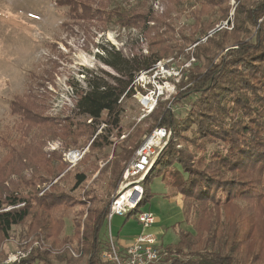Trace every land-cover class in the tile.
Returning <instances> with one entry per match:
<instances>
[{"label": "trees", "instance_id": "trees-1", "mask_svg": "<svg viewBox=\"0 0 264 264\" xmlns=\"http://www.w3.org/2000/svg\"><path fill=\"white\" fill-rule=\"evenodd\" d=\"M230 1L160 0L158 14L115 0H54L66 8L63 25L139 30L145 48L98 46L110 70L85 71L83 87L68 82L72 105L62 118L44 117L45 107L34 94L10 100L15 119L0 133L6 151L0 188L12 174L26 168L32 174L23 188L13 185L0 196V248L16 228L38 244L69 247L61 256L51 255L47 246L32 247L13 264H75L69 252L73 241L82 264H112L102 258L108 250L103 229L109 200L125 163L156 127L168 129L170 137L143 180L141 203L124 216H135L148 202L147 186L154 179L162 181L166 196H180L183 228L175 244L163 246L159 264H264V0H234L232 16ZM185 14L191 23L181 25ZM179 57L191 62L179 71L178 95L158 101L140 122L124 126L122 103L134 95V77ZM178 103L182 117L173 113ZM34 128L36 136L29 141ZM48 140L58 141L61 151L43 150ZM85 148L77 165L67 169L62 152ZM102 177L106 191L100 197L86 186ZM48 181L55 182L39 196ZM75 207L80 214L72 234L61 238L68 211Z\"/></svg>", "mask_w": 264, "mask_h": 264}, {"label": "rangeland", "instance_id": "rangeland-1", "mask_svg": "<svg viewBox=\"0 0 264 264\" xmlns=\"http://www.w3.org/2000/svg\"><path fill=\"white\" fill-rule=\"evenodd\" d=\"M115 1L117 4L128 8L141 5L140 7L152 9L158 14L163 11L160 0H144L143 2L142 0ZM236 5L237 3L234 0L230 1V6L232 7L230 16L233 15ZM65 11L66 8H60L54 0H0V133L14 125L15 117L10 114L9 103L16 95L34 94L40 98L45 107L44 117L62 118L64 108L72 105L70 94L73 88L68 85V82L77 83L83 87L85 71L103 70L109 72L110 69L102 63L101 58L105 56L98 46H103L107 49H110L111 46L114 48L123 46L124 48L126 47L124 51H128L127 45L138 43L143 46L142 48H145L144 37L139 30L118 28L113 25L102 29L95 24L80 23L65 26L63 25L64 21L67 20ZM179 22L181 25L191 23L186 14L181 17ZM143 53H146L145 49H143ZM160 62H162V67L153 70L151 73L152 77L155 78L157 84L166 78L174 86L175 82L170 80L174 78L173 73L181 71L182 66H190L191 61L185 62L182 57H179L176 60L169 58ZM50 74L52 75L50 76ZM178 80H180L179 77ZM167 89L168 92L166 90L163 91L160 102L171 100L178 95L174 87L172 91L169 87ZM141 102L144 103L143 99H141ZM122 109V124L124 126L129 127L134 122H140L143 111L142 105L137 98L133 96L131 99L125 100L122 103ZM173 113L178 117H182L184 115L183 104L178 103L175 105ZM35 129H32L29 133V141H32L36 136L34 133ZM42 139L40 138L39 140L42 141ZM121 139L123 138L121 137ZM54 149L61 151V145L58 141L48 140L44 143L43 150ZM69 150L84 151V149L63 151L61 160L65 164L64 154ZM110 152L111 149L109 148L107 153L111 154ZM5 153L6 151L0 146V174L3 160L6 158ZM104 164L105 162H100L101 167ZM66 166L68 168L67 164ZM14 167L12 166V168ZM31 174L32 171L26 168L18 174L10 175L2 182L5 189L0 188V196H4V190L13 185L23 188L22 183L28 180ZM40 174L44 175V172H40ZM95 177L96 174L93 175L90 183ZM104 178L95 180L93 185L89 183L86 188L100 197L104 196L106 191ZM0 179L4 180L3 177ZM54 182L44 183L45 187L43 186L44 188L39 193V196L47 189L48 185ZM21 188L20 191L23 190ZM147 189L151 196L148 202L139 208L138 213H150L160 221V223L157 224L155 222V224L160 230L158 239L164 246L175 244L178 239V230L183 228V214L179 201L166 196L168 190L160 179L152 180L148 184ZM24 190L25 193L28 191L27 188ZM86 203L89 205L88 202ZM8 209L9 207H6L4 210ZM79 214L80 210L78 207L68 211L61 238L72 234L74 220ZM135 218L136 216H130L128 219L125 216H114L112 218L110 232L115 245H117V241L132 239L140 233ZM108 223L106 219L105 228L103 229L104 238L106 239L108 238ZM24 234L25 231L22 228H16L12 231L10 239L1 245L0 261L3 264L18 263L27 256L32 247L41 246V248H46L47 246L53 256H61L63 251H65L64 249L69 248L66 246L63 249H57V247L52 249L48 244L45 246L41 242L38 244L31 238L25 237ZM75 246L76 242L73 241L72 249H69L72 255L70 258L75 264H82L85 262L84 258L73 256V254H76L75 249H73V247L76 248Z\"/></svg>", "mask_w": 264, "mask_h": 264}, {"label": "built area", "instance_id": "built-area-1", "mask_svg": "<svg viewBox=\"0 0 264 264\" xmlns=\"http://www.w3.org/2000/svg\"><path fill=\"white\" fill-rule=\"evenodd\" d=\"M227 22L217 27V30L226 26ZM170 63V62H169ZM162 67V62H158L149 71H142L136 75L132 81L134 97L137 98L142 105L143 114L141 119L153 112L157 102L161 99L163 91H167L168 87L173 90L168 79L157 84L155 78L152 77L153 70ZM163 69V68H162ZM150 71H152L150 73ZM179 72H174L173 82H178ZM150 77L149 79H147ZM146 79V80H145ZM164 79V78H163ZM167 81V82H165ZM148 89V90H147ZM168 92V91H167ZM170 93V92H169ZM166 97V96H165ZM168 97H170L168 95ZM146 99L147 104L141 102ZM123 100V97L119 102ZM125 136H122L124 138ZM170 137V131L164 127L154 128L141 142L135 150L131 159L124 166L120 180L117 184L115 192L112 194L107 209L108 223V250L103 251L102 258L104 261L112 264H159L163 257L164 245L158 239V236L151 231L155 224V217L150 213H137L136 222L141 228L132 244L120 249L115 245L110 232V222L114 216L123 217L126 213L135 210L141 203L144 195L143 180L151 169L156 156L166 145ZM83 152L77 150H69L64 154V160L70 169L76 165L81 159ZM74 257L78 255L73 254Z\"/></svg>", "mask_w": 264, "mask_h": 264}, {"label": "crops", "instance_id": "crops-1", "mask_svg": "<svg viewBox=\"0 0 264 264\" xmlns=\"http://www.w3.org/2000/svg\"><path fill=\"white\" fill-rule=\"evenodd\" d=\"M174 200H178L179 201V204H180V206H181V199H180V196H175V197H172ZM155 222H157V224L158 223H160V221L158 220V219H156L155 218ZM138 224V223H137ZM138 228H139V230H140V233H141V228H140V226H139V224H138ZM151 231L153 232V233H155L157 236H158V234H159V232H160V230L158 229V227H156V224L155 225H153L152 226V228H151ZM139 233V234H140ZM138 235V234H137ZM136 235V236H137ZM135 238V236L132 238V239H129V240H126V241H117V247L118 248H120V249H123V248H125V247H127L128 245H130V244H132V242H133V239ZM159 241H160V239H159ZM160 243L163 245V243L160 241Z\"/></svg>", "mask_w": 264, "mask_h": 264}, {"label": "bare ground", "instance_id": "bare-ground-1", "mask_svg": "<svg viewBox=\"0 0 264 264\" xmlns=\"http://www.w3.org/2000/svg\"><path fill=\"white\" fill-rule=\"evenodd\" d=\"M143 101H144V104H147V101H146V99H143ZM82 158V157H81Z\"/></svg>", "mask_w": 264, "mask_h": 264}]
</instances>
